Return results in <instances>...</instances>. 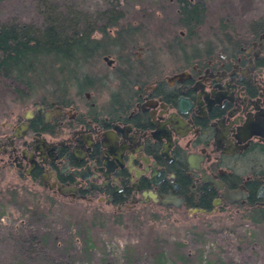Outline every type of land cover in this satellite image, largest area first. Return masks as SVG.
I'll use <instances>...</instances> for the list:
<instances>
[{
    "label": "flooded vegetation",
    "instance_id": "af4514ba",
    "mask_svg": "<svg viewBox=\"0 0 264 264\" xmlns=\"http://www.w3.org/2000/svg\"><path fill=\"white\" fill-rule=\"evenodd\" d=\"M218 35L197 43L188 66L165 70L154 60L131 83L118 82L128 77L116 72L117 89L99 112L65 119L59 106L41 104L46 108L42 113L33 108L28 119L22 113L0 135V174L13 169L21 179L35 176L34 183L51 191L73 188L61 194L117 208H264V13L242 27L226 26ZM78 114L83 123L62 127ZM35 119L55 124L52 133L31 126ZM61 132L67 136L62 141L45 137ZM74 170L86 180L72 175ZM209 179L245 196L227 203ZM87 181L103 188L108 182L117 191L108 201ZM152 196L174 200L163 206ZM206 203L209 210L203 208Z\"/></svg>",
    "mask_w": 264,
    "mask_h": 264
},
{
    "label": "rangeland",
    "instance_id": "374dc122",
    "mask_svg": "<svg viewBox=\"0 0 264 264\" xmlns=\"http://www.w3.org/2000/svg\"><path fill=\"white\" fill-rule=\"evenodd\" d=\"M200 1L204 23L187 46L218 39L221 24L242 27L264 13V0ZM39 2L53 7L55 14L71 8L91 18L118 4L123 15L120 27L140 31L139 41L122 53L134 62L155 60L165 70L180 66L172 58L180 56L172 40L184 36L176 26L174 0H0V24L41 27ZM116 64L114 55L99 59L94 71L99 75L108 71L111 78L101 88L80 95L69 87L74 104L63 111L59 108L65 119L91 107L101 110L117 89L111 73ZM49 72L38 74L49 79ZM18 90L0 76V135L8 133V124H16L25 111L42 102L54 105L44 88ZM45 137L57 142L67 136L61 132ZM247 213L243 208L200 212L153 204L117 208L98 199L51 191L5 169L0 174V264H264V223L252 225Z\"/></svg>",
    "mask_w": 264,
    "mask_h": 264
},
{
    "label": "trees",
    "instance_id": "16d2710c",
    "mask_svg": "<svg viewBox=\"0 0 264 264\" xmlns=\"http://www.w3.org/2000/svg\"><path fill=\"white\" fill-rule=\"evenodd\" d=\"M174 3L176 26L184 31V36H175L172 40L174 48L180 53V56L172 58L174 63L188 66L197 55L198 48L197 45L187 46V43L196 39L198 29L204 23L205 7L200 0H174ZM54 12L53 7L39 2L38 13L43 19L41 27L26 23L0 24V76L8 79L15 90L19 87L26 91L44 88L51 102L65 109L74 104L69 98V87L81 95L89 89L101 88L110 81L108 71L100 75L94 71L100 58L114 55L117 64L111 70L112 75L115 77L116 72H122V76L128 77L119 81L116 79L118 82L128 80L131 83L136 72L150 70L152 60L134 62L128 54L122 53L139 41L137 35L140 31L137 27H120L123 15L118 4L93 18L71 8L64 14ZM219 27V32L226 28L222 24ZM110 29L114 30L112 35L108 33ZM94 34L99 37L94 38ZM185 49H189V52ZM40 70L49 72V79L39 75ZM47 80L50 81L49 86ZM88 111L95 113L92 107ZM82 116L78 114L76 119L64 122L62 127L83 123ZM31 126H40L41 132L52 133L55 124L51 127L35 119ZM31 177L32 180L36 179L35 176ZM203 208L209 210L210 206L206 203ZM246 215L252 225L264 223V208L251 206ZM115 222L119 223L117 220Z\"/></svg>",
    "mask_w": 264,
    "mask_h": 264
},
{
    "label": "water",
    "instance_id": "95a60500",
    "mask_svg": "<svg viewBox=\"0 0 264 264\" xmlns=\"http://www.w3.org/2000/svg\"><path fill=\"white\" fill-rule=\"evenodd\" d=\"M103 59H105V58H103ZM45 109H46V108L43 107L42 105H36V106L34 107V111H35L37 114L42 113ZM56 112H57V113L60 112L59 109H56ZM32 114H33V112H31V111L28 110V111H25V112L23 113V116H24L26 119H28ZM20 125H21L22 127H24L26 124H25V123H21ZM21 126H20V127H21ZM20 127H18V131H19V133L22 132V130H21ZM112 128L116 129L115 126H112ZM19 133H17L16 136H17ZM47 148H48V147H47ZM32 150H33V148H32ZM27 172H28V171H27ZM71 174L74 175V176H77V177L80 178V179H84V180H86V178H87V176L81 174L80 171H76V170H74V171L71 172ZM161 174H162V173H161ZM203 180H205V181L208 180V177H207V176H204V177H203ZM209 180L213 183V185H214L216 188H218V189H222V198H223L227 203H231V202L236 201V200H238L239 198H242V197L245 196V195H244L243 193H241V192H237V191H234V190L228 191L226 188H222V186H221L219 183H217L215 180H212V179H209ZM86 184H87V187H88V188H90V189H95V190L98 191L99 193H102V194H104L105 196H107V197H108V201H109V199H110V195H111L113 192L117 191V188H116L115 186H111L108 182H105V183L103 184L104 188H103V187H100V186H97V185H95L94 183H92V182H88V181H87ZM51 187H54V184H51V185H50V188H51ZM57 191H58V193H62V192H64V193H69V192L74 191V189H73V188H66V189L64 188L63 190H60V189L58 188ZM262 195L264 196V190L262 191ZM151 200L155 201L156 203H158V204H160V205L165 206L167 202H173L174 198H173V197H168V198H165V199H162V200H157V199L153 196V198L151 197Z\"/></svg>",
    "mask_w": 264,
    "mask_h": 264
},
{
    "label": "bare ground",
    "instance_id": "6f19581e",
    "mask_svg": "<svg viewBox=\"0 0 264 264\" xmlns=\"http://www.w3.org/2000/svg\"><path fill=\"white\" fill-rule=\"evenodd\" d=\"M152 198H153V196H152Z\"/></svg>",
    "mask_w": 264,
    "mask_h": 264
}]
</instances>
